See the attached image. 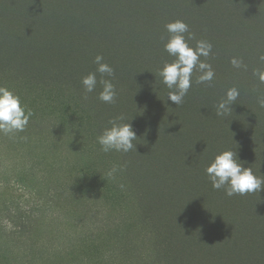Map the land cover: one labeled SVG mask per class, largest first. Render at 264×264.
<instances>
[{
	"label": "rangeland",
	"instance_id": "374dc122",
	"mask_svg": "<svg viewBox=\"0 0 264 264\" xmlns=\"http://www.w3.org/2000/svg\"><path fill=\"white\" fill-rule=\"evenodd\" d=\"M223 1V6L215 4V0L4 1L7 6L2 5L0 9V59L14 64L18 54L28 69L37 73L43 69L39 70L41 58L36 44L72 35L66 40L70 46L66 45V58L61 67L73 70V85L61 101L48 100L45 94H29L18 86H4L19 95L33 115L22 132L0 133V232L8 235L6 240L0 238V264L145 262L150 246L138 222L134 187L120 182L117 174L108 175L107 162L97 157V152L103 151L96 144L92 147L90 142L97 137L98 126L88 120L94 119L98 124L101 121L100 133L111 126L108 122L115 117L123 116L124 121L119 122L132 125L137 136L133 141L136 149L117 152L115 160L122 155L128 156L127 168L136 176L133 184L139 183L145 192L142 206L149 209L150 204L158 203L154 213L166 222H172L171 218L176 216L195 217L191 213V199L187 203L185 198L179 199L174 189L164 191V185L156 184L162 177L169 178L170 184L175 183L184 190L180 183L183 163H175L177 167L162 166L167 163L166 155L157 161L153 153L167 147L165 144L179 150L175 147L181 145L180 129L198 130L205 152L199 155L200 160L210 157L209 147L234 151L235 144H239L248 153L256 145L254 135L259 137L260 153L264 154V107L255 99L257 90L239 103L243 91L240 83L226 84L221 79L228 67L236 68L231 64L236 58L243 63L238 69L244 88L260 85L256 73L264 72V61L259 59L264 54V0ZM202 4L212 16L203 28L212 34L214 41L219 40L221 44L225 41L230 52L222 45L223 55L217 56L215 51L211 59L200 57L215 73L211 85L206 83L209 91L213 88L217 92L211 95L215 99L203 105L198 102L195 106L188 91L183 107L176 106L168 99L169 89L158 75L164 64L174 59L164 51L168 36L165 24L179 19L190 29L189 17L202 8ZM35 13L40 18L31 25ZM4 19L9 25L8 32L3 26ZM188 43L195 46V42ZM50 47L60 55L55 46ZM97 55L107 57L103 61L114 69V77L104 78L111 79L115 85L116 99L113 104L98 99L103 104V114L93 117L86 115L70 96L76 94L77 89L84 92L82 78L95 72L93 61ZM212 55L216 56L214 62ZM199 75L194 70L192 76L197 79ZM96 76L98 83L93 92L98 98L102 85L99 83L101 75L96 73ZM233 87L239 91V96L226 117H218L216 105ZM32 96L40 97L41 102L31 104ZM132 99L137 100V105L139 103L138 111L133 108ZM53 107H57L60 114ZM129 112L136 114L127 116ZM247 112L249 118L245 116ZM168 119L175 126L176 135L165 128ZM180 122L185 126L180 127ZM103 154L109 163H115L110 154ZM22 176L26 179L21 180ZM50 187L59 189L61 197L56 207L47 209L49 198L46 194ZM149 190L154 198L147 195ZM180 196L184 197L183 191ZM226 206L235 210L232 203ZM8 207L10 211H6ZM197 217L209 219L208 213H199ZM27 219L32 222L29 224ZM240 219L239 231H231V238L237 236V239L228 253L231 257L234 255L237 264H264V252L259 258L255 257L261 250V241L251 240L250 235L243 238L252 229L250 215H242ZM22 224L29 225L23 236L18 233ZM211 228L207 223L206 231L211 232ZM189 259L194 260L193 255L186 258L184 264H189Z\"/></svg>",
	"mask_w": 264,
	"mask_h": 264
},
{
	"label": "trees",
	"instance_id": "16d2710c",
	"mask_svg": "<svg viewBox=\"0 0 264 264\" xmlns=\"http://www.w3.org/2000/svg\"><path fill=\"white\" fill-rule=\"evenodd\" d=\"M4 1L7 2L9 0ZM4 1L0 0V9H2V5L7 6ZM215 4H219V6L222 4L223 6L224 1L215 0ZM207 12L208 9L206 5L202 4V8L196 10L195 14L190 15V20L188 22L191 25L190 31L195 35V40H190L189 42L193 43L196 42V40L201 39L210 42L212 44V50L206 59H211V54L215 51L217 56L223 55L224 50L222 45H225L227 50L229 48L225 41L223 44H221L219 40L214 41L212 34L203 28L207 19L209 20L210 17H212L209 16L210 13L207 14ZM69 14L70 13H67V15ZM39 18V14L35 13L30 24L35 25ZM0 22L2 23L1 16ZM3 22V26L6 28V32H8L7 27H9V25H7V19H4ZM71 36L72 35H66L64 39H55L53 41L54 37L51 35L53 42L36 44V46L39 47L38 53L41 58L38 63L40 64L39 70L43 69L37 73L31 72L28 69V65L20 59L18 54L15 55L16 61L14 64L4 63L6 61L0 59V85L2 84L3 87L5 84L18 86L21 90L24 89L30 92L29 94H45L47 95V99H52V101H61V99H64L65 96L68 95L71 85H73L71 83L73 80V70L68 69L66 66L61 67L62 62H64V59L66 58V45L68 47L70 46V43L66 40ZM63 45H65V47L62 50ZM50 46H55L56 52L60 55L56 54ZM74 48L78 49V47L75 46ZM228 52L230 51L228 50ZM254 53L256 54V52ZM212 56L213 58L211 61L214 62L216 56ZM106 58L107 57L104 59ZM94 69H96V65L94 66ZM239 74L238 68L228 67L226 72L221 75V79L226 84L231 81H238L240 83L242 88L241 91H243L239 103L246 101L248 96L255 90H257V94L255 95L257 101L264 98V84L260 83L256 88L246 89L244 88V80L242 77H239ZM195 80L196 78L192 76V83L193 81L195 82ZM82 90L77 89V93L73 96L71 94L70 98H74L76 102L79 103V108L84 110L86 115L93 117L101 116L103 114V104L99 102L94 92L87 93V99H85V91L82 92ZM189 91L191 93L190 100L194 101L195 106L198 102H200L201 105L207 104L210 99H215V96L211 95L217 93L213 88L209 91L206 87V83L197 84L196 82L194 85H191ZM187 96L188 94L185 96L184 100L187 99ZM37 102H41L40 97L32 96L30 98L31 104L34 105ZM63 103L64 102L62 101L61 104ZM131 104L135 110H137V108L140 109L139 103L137 105L136 99H132ZM181 107H183V105H181ZM53 108L59 113L57 107ZM135 114V112H129L127 116H135ZM245 116L246 118H249L250 113L247 112ZM88 121L93 122V125L95 124L98 126V134L96 136L100 135L99 125H101V121H99V124L94 119ZM178 125H180V127L185 126V124H182L181 122L178 123ZM165 128L172 134L176 135L174 131L175 126L172 125L170 119H168V127L166 126ZM258 138L257 135H254L253 139L256 140V145H253L250 148V151H247L248 153H246L242 149L243 147L239 144H235L237 147L235 146V149L233 150L237 154L239 161L243 164V167H250L256 176H264V154L260 153V146L257 142ZM178 139L180 140L181 145L178 144L175 149L179 150H173L174 145L171 148L168 144L164 143L167 147L153 151L157 161L164 158V155H166L167 163H160L162 166L177 167L175 166V163L176 165L183 163V169L181 170L182 182L180 183L184 190L175 183L170 184L169 178L163 179L162 177L161 180L156 182L158 186L164 185V191L174 189L179 195V199L185 198L187 203L189 202V199L192 200L191 213H194L195 217L178 218V216H176L171 218L173 220L172 222L161 220V218L158 217V214L154 213V208L159 207L158 203L154 202L153 204H150L149 209H146V206H142L144 204L142 195L145 194V192L143 186L139 183L135 185L133 184L132 179L136 176H134V173L127 168L128 156L122 155L119 159L115 160L118 153L116 151H110V153H105V155L110 154L114 158L115 163H109L108 160L103 157V152H97V157H101L107 162L110 171L113 168L117 169L113 176L117 174L118 177L116 178L120 182H126L129 186L133 185L134 187L133 189L136 193L135 197L137 199L135 205L139 208L138 222L143 237L150 246V251L144 258L145 262L143 264H184L185 259L189 258L190 255H193L194 260L189 259V264H198V262L199 264H237V262L234 261V255L231 257L228 253L230 245L232 246L237 239V236L231 238L233 233L231 231H239V224L241 223L240 218H242V215L247 214L251 217L252 227H250L252 229L247 231L243 238L247 239L246 235H250L251 240L261 241L263 244L260 243L261 250L255 254V257L259 258L262 252H264V192L259 191L246 195H234L228 197L223 189L214 190L204 169L214 159L215 155L222 152L223 149L221 147H209L208 154L210 157H204L200 160L198 158L199 155H205V152H203L202 140L200 139V134L196 128L190 127L180 129ZM90 142L92 147L96 144L99 149L101 148L97 143V137L90 139ZM170 158H173L174 162L170 163ZM207 161L209 164L205 165ZM58 162L61 163L60 157H58ZM20 179L22 180L26 178L25 176H22ZM168 185L169 187H167ZM182 191L184 197L180 196ZM58 192L59 189L55 190L53 187H50L49 191H47L46 195L49 198L47 209L57 206L61 197ZM147 195L153 197L151 190H149ZM53 202H55L54 206ZM169 203L170 201H168V204ZM226 203L228 205L229 203H232L235 210L228 209ZM8 210L10 211L9 207L6 211ZM199 213H208L209 219H199L197 217V215L199 216ZM27 220L28 222H32L31 219ZM207 223H210L212 227L211 232L210 230L209 232L206 231ZM28 227L29 225L22 224L18 229V233L22 234V236L26 235ZM2 230L5 231L4 228H2ZM7 237L8 235L6 233L0 232V238H2V240H6Z\"/></svg>",
	"mask_w": 264,
	"mask_h": 264
},
{
	"label": "clouds",
	"instance_id": "9594fccd",
	"mask_svg": "<svg viewBox=\"0 0 264 264\" xmlns=\"http://www.w3.org/2000/svg\"><path fill=\"white\" fill-rule=\"evenodd\" d=\"M165 30L168 36L164 43V51L174 59L171 63H165L158 75L161 83L169 89L168 99L176 106H180L192 85L194 70L200 73L196 79L197 84L211 85L215 73L211 65L201 60L200 57L207 58L210 55L212 44L201 39L196 40L194 47L190 46L188 41L195 40V35L190 31L188 24L179 19L165 24ZM259 59L264 61V54ZM103 60L102 55H97L93 61L97 66L95 72H90L82 78L84 98L87 99L86 94L95 90L98 83L96 73H99L102 90L99 92L98 99L106 104H113L116 99L115 85L111 79L104 77H114V69L102 62ZM231 64L236 68L243 66L242 61L236 58L231 60ZM256 74L260 82L264 83V72ZM238 96L239 91L235 87L228 89L225 98L216 105V115L226 117ZM258 103L264 107V98L259 99ZM32 115L33 112L22 103L19 95L7 87H0V133L7 135L22 132ZM119 121H124V117L119 116L109 120L108 123L111 126L106 127L97 136V143L105 153L110 151L127 153L136 149L133 141L137 140V136L132 125ZM116 171L117 169L113 168L108 175L112 176ZM204 171L212 188L214 190L223 189L228 197L246 195L264 189V176H256L250 167H243L237 154L232 150H224L215 155Z\"/></svg>",
	"mask_w": 264,
	"mask_h": 264
}]
</instances>
